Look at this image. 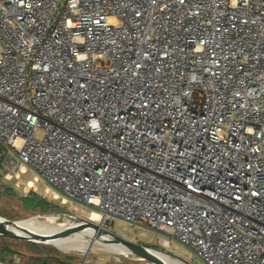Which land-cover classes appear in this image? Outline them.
<instances>
[{"label":"built area","instance_id":"2783aa9c","mask_svg":"<svg viewBox=\"0 0 264 264\" xmlns=\"http://www.w3.org/2000/svg\"><path fill=\"white\" fill-rule=\"evenodd\" d=\"M0 144L103 224L264 264V0H0Z\"/></svg>","mask_w":264,"mask_h":264},{"label":"rangeland","instance_id":"374dc122","mask_svg":"<svg viewBox=\"0 0 264 264\" xmlns=\"http://www.w3.org/2000/svg\"><path fill=\"white\" fill-rule=\"evenodd\" d=\"M1 157L2 146H0V159ZM35 175L36 172L30 167L17 176L10 175L1 170L0 160V220L7 218L17 221L34 214L56 213L61 214L60 221L63 223L67 221L80 223L83 219H88L102 224L93 220L92 214L90 215V212L81 206L64 203L61 198H56L43 181L33 183ZM32 193L34 195L30 197ZM26 197L31 199L24 201ZM38 201H46L50 209L43 210L37 207ZM102 226L119 236L130 237L138 243L154 247L173 257H179L180 260L186 259L193 264H204L187 245L176 239H173L169 245L160 242L162 234L146 226L136 228L121 219L107 221ZM61 232L45 233L44 235L51 239L49 243L0 235V259L11 264H151L131 254L119 255L112 252L80 231L66 236H61ZM104 235L107 234H102L99 238Z\"/></svg>","mask_w":264,"mask_h":264},{"label":"bare ground","instance_id":"6f19581e","mask_svg":"<svg viewBox=\"0 0 264 264\" xmlns=\"http://www.w3.org/2000/svg\"><path fill=\"white\" fill-rule=\"evenodd\" d=\"M90 215L92 216L91 218L93 220L103 224V219L98 212L96 211L90 212ZM60 219H61V214L39 213V214L27 216V218L17 220L16 222L18 223V225L28 229L32 233H35L37 235H43V236H46L44 235L45 233H51V232L55 233L57 231H64L65 229L75 227L76 225H78L76 221H67L63 223L60 221ZM13 229L16 233L25 235L24 231L17 229V228H13ZM78 231L84 233L90 238H93L94 241L100 242L103 246H105L112 252H115L119 255H122V254L129 255L130 254L129 250L122 244L110 242L109 235H104L102 238H99L98 230L94 229L93 227L87 226ZM50 240H48L47 243H49ZM162 241L163 243L167 244V241H164V240ZM153 251L165 261V264H187L183 262L182 260L178 259L179 257L178 258L173 257L172 255L164 253L160 250H153Z\"/></svg>","mask_w":264,"mask_h":264},{"label":"water","instance_id":"95a60500","mask_svg":"<svg viewBox=\"0 0 264 264\" xmlns=\"http://www.w3.org/2000/svg\"><path fill=\"white\" fill-rule=\"evenodd\" d=\"M103 224H97L94 222H91L87 219H83L82 222L78 223L75 227H71L68 229H65L60 233L61 236H66L68 234H71L75 231L81 230L82 228H85L87 226L93 227L94 229L98 230L99 237L102 234H107L110 236L109 241L112 243L122 244L125 246L129 253L132 256H135L136 258L144 259L149 261L151 264H165V261L159 257L153 250H159L154 247L147 246L142 243L136 242L134 239L130 237H122L115 233H113L111 230L106 229L102 226ZM13 228L20 229L25 232L24 234H18L14 231ZM0 235L15 239H27L34 242H47L50 237L43 236V235H37L35 233H32L28 229L18 225V223L15 220H9L7 218H4L3 220H0ZM183 262L187 264H193L190 261L186 259H181Z\"/></svg>","mask_w":264,"mask_h":264},{"label":"trees","instance_id":"16d2710c","mask_svg":"<svg viewBox=\"0 0 264 264\" xmlns=\"http://www.w3.org/2000/svg\"><path fill=\"white\" fill-rule=\"evenodd\" d=\"M33 195H34V193H32V195L30 197H32ZM30 197L24 198V201H26L27 199H31ZM36 206L40 207L43 210H49L50 209V207H49V205H48V203L46 201L45 202L44 201H42V202L38 201V202H36ZM0 260H2V259H0Z\"/></svg>","mask_w":264,"mask_h":264}]
</instances>
